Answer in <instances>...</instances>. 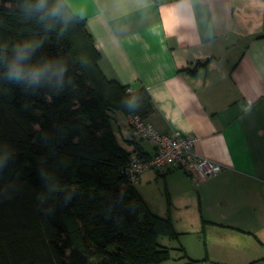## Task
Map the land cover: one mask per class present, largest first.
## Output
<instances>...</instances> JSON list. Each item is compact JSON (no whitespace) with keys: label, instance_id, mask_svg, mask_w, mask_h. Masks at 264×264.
Returning a JSON list of instances; mask_svg holds the SVG:
<instances>
[{"label":"trees","instance_id":"obj_1","mask_svg":"<svg viewBox=\"0 0 264 264\" xmlns=\"http://www.w3.org/2000/svg\"><path fill=\"white\" fill-rule=\"evenodd\" d=\"M100 57L63 0H0V264H166L176 249L123 171L152 155L146 139L113 129L114 112L146 121L150 95Z\"/></svg>","mask_w":264,"mask_h":264},{"label":"crops","instance_id":"obj_2","mask_svg":"<svg viewBox=\"0 0 264 264\" xmlns=\"http://www.w3.org/2000/svg\"><path fill=\"white\" fill-rule=\"evenodd\" d=\"M63 1L85 20L104 75L129 91L146 88V121L196 137L194 154L221 166L199 181L177 168L148 171L137 190L146 198L142 185L162 184L165 199L152 208L181 235L251 240L232 239L231 254L217 260L264 264V0ZM113 118L114 131L128 136L126 116ZM139 145L153 154L148 140Z\"/></svg>","mask_w":264,"mask_h":264},{"label":"built area","instance_id":"obj_3","mask_svg":"<svg viewBox=\"0 0 264 264\" xmlns=\"http://www.w3.org/2000/svg\"><path fill=\"white\" fill-rule=\"evenodd\" d=\"M127 120L130 135L146 139L154 147L151 156L146 158L133 156L126 164L123 171L132 184H136L140 175L147 171L160 172L177 168L198 181L215 177L221 172L220 165L194 154L196 137L158 132L137 115H128Z\"/></svg>","mask_w":264,"mask_h":264},{"label":"rangeland","instance_id":"obj_4","mask_svg":"<svg viewBox=\"0 0 264 264\" xmlns=\"http://www.w3.org/2000/svg\"><path fill=\"white\" fill-rule=\"evenodd\" d=\"M113 122L114 119H112V123ZM145 186L142 185V191L144 195H146V198H149L147 201L152 207L164 201L165 196L162 184L157 186ZM73 226L76 233L81 235L82 228L79 223L76 222ZM231 235L232 234L228 232L222 233L221 231L216 234L208 233L206 235L202 229L198 230V234L193 232H187L183 235L179 234L178 239L181 240L183 246L178 242V239H176L174 240V247H176V249L182 248L183 251L173 249L171 251V257L166 264H227L225 260L217 259H225L227 255L231 254L228 250H230L229 243L232 242V239H234L236 243H241L244 246H249L251 244V240L243 235Z\"/></svg>","mask_w":264,"mask_h":264},{"label":"clouds","instance_id":"obj_5","mask_svg":"<svg viewBox=\"0 0 264 264\" xmlns=\"http://www.w3.org/2000/svg\"><path fill=\"white\" fill-rule=\"evenodd\" d=\"M53 14H55V11L53 12ZM21 55H24V51L21 52ZM38 75V74H37Z\"/></svg>","mask_w":264,"mask_h":264}]
</instances>
